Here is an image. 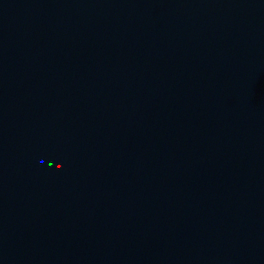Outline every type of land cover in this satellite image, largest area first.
Returning <instances> with one entry per match:
<instances>
[{
  "label": "water",
  "instance_id": "95a60500",
  "mask_svg": "<svg viewBox=\"0 0 264 264\" xmlns=\"http://www.w3.org/2000/svg\"><path fill=\"white\" fill-rule=\"evenodd\" d=\"M0 264H264V0H0Z\"/></svg>",
  "mask_w": 264,
  "mask_h": 264
}]
</instances>
